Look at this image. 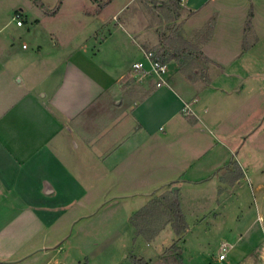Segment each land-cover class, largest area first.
I'll list each match as a JSON object with an SVG mask.
<instances>
[{
  "label": "crops",
  "instance_id": "crops-1",
  "mask_svg": "<svg viewBox=\"0 0 264 264\" xmlns=\"http://www.w3.org/2000/svg\"><path fill=\"white\" fill-rule=\"evenodd\" d=\"M65 1L52 8L40 0L44 9L35 16L30 44L16 42L3 32L7 24L0 26V264H56L53 252L70 226L88 236L92 223L99 229L130 224L165 190L176 191L187 223H201L212 211L227 209L223 194L241 179L222 180L232 163L247 173L235 150L239 138H222L228 124L216 115L230 107L241 116L250 105L243 43L227 59L208 47L224 30L243 41L255 30L254 2L264 0H180L182 35L208 58V73L197 79L170 69L167 85L148 78L149 89L140 96L123 87L136 76L132 64L145 49L146 30L132 8L137 0H74L79 4L69 11ZM209 20V37L197 40ZM42 33L48 41H41ZM257 88L264 89L261 79ZM233 96L238 98L221 105ZM171 228L168 222L133 256L166 264L172 241L182 236L185 242L186 231L178 236ZM124 234L133 237L135 228L117 236ZM262 241L264 236L249 239L230 255L234 245L223 242L216 258L204 255L201 264H260Z\"/></svg>",
  "mask_w": 264,
  "mask_h": 264
},
{
  "label": "rangeland",
  "instance_id": "rangeland-1",
  "mask_svg": "<svg viewBox=\"0 0 264 264\" xmlns=\"http://www.w3.org/2000/svg\"><path fill=\"white\" fill-rule=\"evenodd\" d=\"M45 1L53 8L54 3L57 4L59 0ZM78 4V1L66 0L64 9L68 11L75 9ZM132 8L137 10L134 20L146 30L145 49L163 56L172 70L177 68L178 71L192 75L197 79H201L204 73L206 76L209 63H206L200 56L197 43L187 40L182 35L183 20L180 17V0H137ZM253 8L256 12L255 30L244 34L243 41L242 37L238 39L234 33H227L224 30L216 34L215 42L213 40L211 47H208L212 53L227 59L238 51V47L241 49L240 45L243 43L241 58L246 60L245 68L250 75V79L246 81L251 89L250 105L245 107L244 114H242L244 118H241L242 115L236 116L229 113L230 107L219 110L216 115H221L222 119L226 117L224 122L228 124L226 132L229 135L222 138L227 141H237L239 138V144L235 150H240V157L244 158L246 166L244 170H247V173L242 175L236 164L232 163L233 170L224 173L222 180H227V175L233 177L232 182L239 177L241 179L228 193L223 194L224 198L229 199L226 203L227 209L223 210L224 212L221 209L212 211L211 217L201 223H195L193 219H190V223L186 222V230L180 233L175 231L173 222L169 220L172 217V212L168 208L174 201V196L169 190L154 197L151 205L155 208L148 216H144L145 218L136 216L139 219V228L145 231L144 234L150 233V230L153 229L159 231L168 222L172 225L171 232L174 230L178 236L186 231L183 245L181 244L182 236H179L166 248L164 253L166 254L164 259H167L166 264H182V259L188 264H201L204 255H209L214 260L223 242H226L228 246L234 245L233 249L227 250V255H230L234 249L242 247L247 240H255L259 236H264L262 235L264 233V89H261L259 93L257 88L259 79H261V85L264 84V2H254ZM41 11L42 9L35 3V0H0V26L7 24L3 32L13 36L16 42L24 41L30 44L34 38V19ZM16 12L21 13L22 26H17L13 20ZM195 22L196 17L191 18L187 27L194 25ZM211 22L212 20H209L205 23L204 32L197 35V40L209 37ZM38 29L39 27L37 28L39 32ZM179 32L189 44L184 46L185 50H181L183 44L177 38ZM45 36L46 34L42 33L41 41H48V37L45 38ZM176 51L181 53L180 57L168 60L169 56ZM188 53L195 59L194 61H186ZM226 68L231 70L230 67ZM147 80L148 77L139 79L138 76H134L125 80L123 87L126 88L127 94L140 96L149 89L145 83ZM237 98L233 96L226 99L225 97L226 104L221 105L226 107L228 101ZM218 107L221 109V106ZM218 152L220 153V150ZM231 158L230 156L227 164L231 162ZM118 213L120 214V211ZM131 223L118 224L116 221V224L109 223L103 225L101 229L98 228V223H92L87 229L90 234L87 233L88 236H77L74 234L75 227L70 226L67 230L68 237L58 242L57 249L53 252L57 258L56 264L133 263L132 258L135 259L133 253L138 250L142 242L148 241V238L137 231V228ZM130 225L135 228L136 235L126 239L124 234V237L119 238L118 232L123 234L128 228H133ZM258 248L264 252V241L258 245ZM128 252L130 257L127 261L124 254ZM235 264H248V262L237 259ZM250 264H259V262ZM260 264H264V262Z\"/></svg>",
  "mask_w": 264,
  "mask_h": 264
},
{
  "label": "trees",
  "instance_id": "trees-1",
  "mask_svg": "<svg viewBox=\"0 0 264 264\" xmlns=\"http://www.w3.org/2000/svg\"><path fill=\"white\" fill-rule=\"evenodd\" d=\"M35 3L41 8V9H44V6L43 4L40 2V0H35ZM251 18H252V11L250 10L249 14H248V19L246 21V25H245V30L246 32L250 29L251 27ZM177 38L179 39V41L183 44V49L181 50H185V47L186 45H189L187 41H185V39L182 37L181 33L179 32L178 35H177ZM245 48V46H244ZM182 52V51H181ZM181 53L179 51H176V52H173L169 58V59H178L180 57ZM159 57V59L161 61H165L167 62L166 59L163 58V56H160V55H157ZM200 56L202 57V59L205 60L206 63L209 62L208 58H206L201 52H200ZM186 61H192L194 60L191 56H189V53L187 54L186 56ZM205 75V73L203 74V76ZM174 193L171 194L174 196V201L172 202V204L169 206V210H171L172 212V217L169 219L171 222H173V227L175 229V231L177 233H180L181 231H184L186 230V221H185V218H184V215L182 213V211L180 210L179 208V204H178V200H177V197H176V191H173ZM153 208H155V206L152 207V205H148V206H144L142 209L138 210L134 216L132 217V223L133 225L135 226V228H137V231H139L140 233L144 234L145 231L142 229V228H139V224H138V218L136 216H139L140 218H145L144 216H148ZM136 220V222H135ZM144 232V233H143ZM158 231L157 230H150V233L148 234H144L147 236L148 240L151 239ZM133 259V263L134 264H137V263H143V264H147L144 260L142 259Z\"/></svg>",
  "mask_w": 264,
  "mask_h": 264
},
{
  "label": "built area",
  "instance_id": "built-area-1",
  "mask_svg": "<svg viewBox=\"0 0 264 264\" xmlns=\"http://www.w3.org/2000/svg\"><path fill=\"white\" fill-rule=\"evenodd\" d=\"M13 20L17 25H22L21 13L16 12L13 16ZM132 68L135 71V75L141 79L142 77H148L154 79L155 86L167 85V76L170 70L169 63L161 61L157 54L149 49H142V58L135 61L132 64ZM184 111L187 109L184 107ZM222 252L218 255L220 260L225 258L226 246H222Z\"/></svg>",
  "mask_w": 264,
  "mask_h": 264
}]
</instances>
